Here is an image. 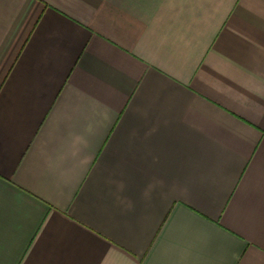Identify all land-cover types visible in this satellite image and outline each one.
Returning a JSON list of instances; mask_svg holds the SVG:
<instances>
[{
  "label": "crops",
  "instance_id": "crops-1",
  "mask_svg": "<svg viewBox=\"0 0 264 264\" xmlns=\"http://www.w3.org/2000/svg\"><path fill=\"white\" fill-rule=\"evenodd\" d=\"M0 264H264V0H0Z\"/></svg>",
  "mask_w": 264,
  "mask_h": 264
}]
</instances>
